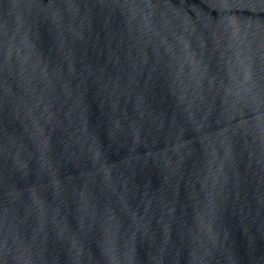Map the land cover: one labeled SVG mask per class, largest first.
<instances>
[{
	"label": "water",
	"instance_id": "95a60500",
	"mask_svg": "<svg viewBox=\"0 0 264 264\" xmlns=\"http://www.w3.org/2000/svg\"><path fill=\"white\" fill-rule=\"evenodd\" d=\"M0 264H264V0H0Z\"/></svg>",
	"mask_w": 264,
	"mask_h": 264
}]
</instances>
